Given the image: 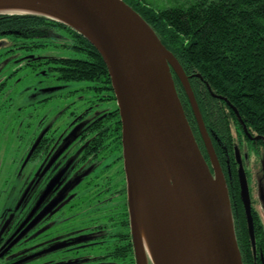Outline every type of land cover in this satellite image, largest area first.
I'll return each mask as SVG.
<instances>
[{
    "label": "flooded vegetation",
    "instance_id": "1",
    "mask_svg": "<svg viewBox=\"0 0 264 264\" xmlns=\"http://www.w3.org/2000/svg\"><path fill=\"white\" fill-rule=\"evenodd\" d=\"M45 35V47L31 48L0 37V62L9 58L17 64L0 77V107L11 106L4 93L14 84L8 81L19 80L25 69L34 79L27 87L35 98L29 105L59 96L64 103L58 118H66L60 126L58 119H49L27 131L20 137L19 156L9 163L2 158L0 130V264H134L122 124L113 89L110 93L103 85L96 91L99 86L91 82L60 78L53 59L63 50L51 44L59 35ZM207 132L219 145L216 157L230 206L242 215L251 264H264V141L242 128L224 141ZM198 147L212 172L204 145Z\"/></svg>",
    "mask_w": 264,
    "mask_h": 264
},
{
    "label": "water",
    "instance_id": "2",
    "mask_svg": "<svg viewBox=\"0 0 264 264\" xmlns=\"http://www.w3.org/2000/svg\"><path fill=\"white\" fill-rule=\"evenodd\" d=\"M0 6L5 8L0 15L60 22L101 55L122 124L135 264H155L142 239V219L149 235L157 236L164 264H242L224 176L188 78L150 25L123 0H0ZM26 6L32 11L11 10ZM172 73L187 97L212 172ZM243 201L248 207L246 197ZM142 203L149 217L141 215ZM246 216L252 239L247 208Z\"/></svg>",
    "mask_w": 264,
    "mask_h": 264
},
{
    "label": "trees",
    "instance_id": "3",
    "mask_svg": "<svg viewBox=\"0 0 264 264\" xmlns=\"http://www.w3.org/2000/svg\"><path fill=\"white\" fill-rule=\"evenodd\" d=\"M123 1L178 60L206 130L224 141L242 128L264 141V0H183L161 8L149 0ZM48 32L59 35L51 44L63 50L53 59L60 78L91 82L99 86L96 91L107 85L113 93L101 55L80 33L44 17L0 15V37H10L13 44L45 47ZM172 74L186 119L203 147L187 97ZM212 145L218 156L219 145ZM231 214L242 262L251 264L242 215L232 208ZM128 226L130 234L129 213ZM133 258L135 264L134 247Z\"/></svg>",
    "mask_w": 264,
    "mask_h": 264
},
{
    "label": "rangeland",
    "instance_id": "4",
    "mask_svg": "<svg viewBox=\"0 0 264 264\" xmlns=\"http://www.w3.org/2000/svg\"><path fill=\"white\" fill-rule=\"evenodd\" d=\"M149 1L159 8L184 2L183 0ZM52 52L55 53L54 51ZM10 61L11 60L9 58H6L0 62V77L3 78L8 71L14 69L15 65H17L9 63ZM17 76H19L20 79H16V82L15 79H10L8 81V84H14L13 89H9V91L7 90L4 93L7 96L8 94L10 95L12 102L11 106L8 108L0 107V130L2 135L1 149L3 161L6 160V163H9V160L12 157L17 158L19 156L17 152L18 146L22 145L24 141V139H20V137L23 136V138H25L27 131L31 132L35 127L39 129L41 127L40 123L41 125L43 123L45 124L49 119H51L52 122L58 119L56 124L59 126L62 125L64 120H66L64 116H60L58 118L57 108H60V106L64 103V101H61L62 99L59 96L55 97L54 99H50L47 102L30 106L29 103L35 100V98H32L31 96L32 90L27 89L29 84L34 83L32 74H28L25 69H22L19 71ZM3 97L0 99V103L2 102ZM99 108L100 107H97L95 110H100ZM22 149L23 148H21V150ZM77 213L79 214L74 218V224H77V221H79L81 218V210H79ZM259 216H263L260 211ZM261 224L264 229V219H262ZM80 253H82V251H80Z\"/></svg>",
    "mask_w": 264,
    "mask_h": 264
},
{
    "label": "bare ground",
    "instance_id": "5",
    "mask_svg": "<svg viewBox=\"0 0 264 264\" xmlns=\"http://www.w3.org/2000/svg\"><path fill=\"white\" fill-rule=\"evenodd\" d=\"M0 9H5L0 6ZM13 11H32L29 7H17L14 9H11ZM46 13V12H45ZM220 191L222 192V187L220 186ZM143 202V201H142ZM149 210L147 206L142 203L141 204V215L142 216H148L149 217ZM142 239L144 241V245L148 251V254L150 258L154 261L155 264H164V257L162 256V253L160 252V247L158 245L157 236L155 234L149 235V231H147V227L145 225V222H143L142 219Z\"/></svg>",
    "mask_w": 264,
    "mask_h": 264
}]
</instances>
